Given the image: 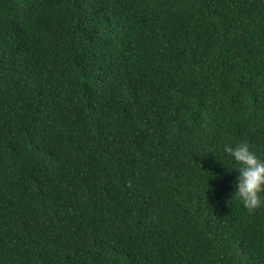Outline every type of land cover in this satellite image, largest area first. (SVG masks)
<instances>
[{"label":"trees","instance_id":"trees-1","mask_svg":"<svg viewBox=\"0 0 264 264\" xmlns=\"http://www.w3.org/2000/svg\"><path fill=\"white\" fill-rule=\"evenodd\" d=\"M239 142L264 0H0V264H264Z\"/></svg>","mask_w":264,"mask_h":264},{"label":"clouds","instance_id":"clouds-1","mask_svg":"<svg viewBox=\"0 0 264 264\" xmlns=\"http://www.w3.org/2000/svg\"><path fill=\"white\" fill-rule=\"evenodd\" d=\"M223 152L237 167L233 181L234 195L248 210L264 206V158L252 151L245 142L225 143ZM231 170V169H230Z\"/></svg>","mask_w":264,"mask_h":264}]
</instances>
